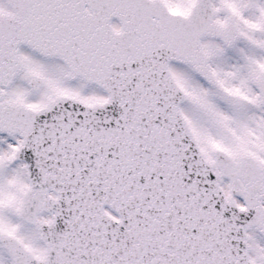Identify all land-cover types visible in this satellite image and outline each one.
I'll return each instance as SVG.
<instances>
[{"label": "snow or ice", "instance_id": "1", "mask_svg": "<svg viewBox=\"0 0 264 264\" xmlns=\"http://www.w3.org/2000/svg\"><path fill=\"white\" fill-rule=\"evenodd\" d=\"M0 264H264V0H0Z\"/></svg>", "mask_w": 264, "mask_h": 264}]
</instances>
